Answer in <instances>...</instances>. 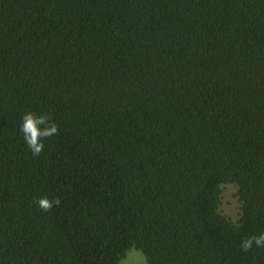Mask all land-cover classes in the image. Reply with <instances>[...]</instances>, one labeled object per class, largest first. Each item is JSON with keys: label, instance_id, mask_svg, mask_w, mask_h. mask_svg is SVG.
<instances>
[{"label": "trees", "instance_id": "1", "mask_svg": "<svg viewBox=\"0 0 264 264\" xmlns=\"http://www.w3.org/2000/svg\"><path fill=\"white\" fill-rule=\"evenodd\" d=\"M261 233L264 0H0V264H264Z\"/></svg>", "mask_w": 264, "mask_h": 264}, {"label": "clouds", "instance_id": "2", "mask_svg": "<svg viewBox=\"0 0 264 264\" xmlns=\"http://www.w3.org/2000/svg\"><path fill=\"white\" fill-rule=\"evenodd\" d=\"M20 131L23 133L24 141L33 155H40L44 149L43 140L58 135V126L47 114L25 112L22 117ZM38 208L43 212H49L54 206L61 204V199L56 197L50 199L47 196L39 197L36 200ZM264 248V233L252 235L241 241L242 252L252 250L253 246Z\"/></svg>", "mask_w": 264, "mask_h": 264}, {"label": "rangeland", "instance_id": "3", "mask_svg": "<svg viewBox=\"0 0 264 264\" xmlns=\"http://www.w3.org/2000/svg\"><path fill=\"white\" fill-rule=\"evenodd\" d=\"M221 212L232 220H236L240 214V201L237 196V186L227 183L222 186ZM119 264H147L141 251L131 248Z\"/></svg>", "mask_w": 264, "mask_h": 264}]
</instances>
